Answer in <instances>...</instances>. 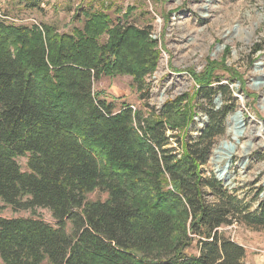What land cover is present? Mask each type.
Here are the masks:
<instances>
[{
    "label": "trees",
    "instance_id": "obj_1",
    "mask_svg": "<svg viewBox=\"0 0 264 264\" xmlns=\"http://www.w3.org/2000/svg\"><path fill=\"white\" fill-rule=\"evenodd\" d=\"M89 8L85 29L70 34L0 15V201L32 214L0 216V264H244L224 228L264 230V182L240 197L204 171L237 107L231 80L208 71L192 95L159 109H116L94 84L126 75L147 101L156 42L151 26ZM96 190L106 199L89 201Z\"/></svg>",
    "mask_w": 264,
    "mask_h": 264
},
{
    "label": "rangeland",
    "instance_id": "obj_2",
    "mask_svg": "<svg viewBox=\"0 0 264 264\" xmlns=\"http://www.w3.org/2000/svg\"><path fill=\"white\" fill-rule=\"evenodd\" d=\"M109 17L112 22L122 19L138 28L151 26V39L158 53L154 73L147 78L148 98L140 100L132 78L126 75L103 76L93 86L106 102L119 109L130 105L133 110L147 112L144 107L159 109L168 99L183 94L192 95L196 88L194 76L208 71L231 80L230 88L236 99V110L226 118L223 136L216 140L204 171L214 173L216 166L226 164L223 142L232 143L231 163L225 170L229 188H239L244 197L250 184L264 182V0H42L39 9H25L18 0H0V15L14 25L53 26L59 33L84 30L88 12ZM81 13V14H80ZM102 40L108 38L102 34ZM214 102L217 108L220 104ZM196 124L192 135L202 127L205 116L202 107L196 109ZM241 113L243 126L235 142L232 118ZM232 128V129H233ZM191 130V129H190ZM175 146V145H174ZM221 150V149H220ZM216 154L219 156L215 159ZM223 155V158L220 157ZM19 163L24 168L25 160ZM106 194L96 190L87 195L89 201L105 200ZM246 197V195H245ZM247 198V197H246ZM0 216L27 218L29 211L14 212L0 201ZM35 216L54 224L45 209H36ZM228 235L242 244L246 251L244 264H264V230L252 231L241 226L224 228ZM194 253V250H190ZM46 264V263H43Z\"/></svg>",
    "mask_w": 264,
    "mask_h": 264
},
{
    "label": "water",
    "instance_id": "obj_3",
    "mask_svg": "<svg viewBox=\"0 0 264 264\" xmlns=\"http://www.w3.org/2000/svg\"><path fill=\"white\" fill-rule=\"evenodd\" d=\"M217 101H218L217 104L219 105L220 101L219 100H217ZM234 115L241 116V113L236 112ZM235 125H236L235 126V134L237 136H240L241 131L239 130V127L243 126V121L241 119H239L238 122L235 123ZM233 140H235V142H238L237 139H233ZM218 149L219 150L222 149V151H224V155H225L224 158L226 160V164L222 167V169H220L216 166V170H215L214 174H215L216 178L220 181H223V184L226 186L228 178L223 177V174L225 173V170L228 168V165L231 163V154L234 151V145L232 143L223 142ZM218 158H219V156L216 154L215 159H218ZM218 170H220V171H218Z\"/></svg>",
    "mask_w": 264,
    "mask_h": 264
},
{
    "label": "bare ground",
    "instance_id": "obj_4",
    "mask_svg": "<svg viewBox=\"0 0 264 264\" xmlns=\"http://www.w3.org/2000/svg\"><path fill=\"white\" fill-rule=\"evenodd\" d=\"M234 116H237V117H239V118H234V119L232 118V119H231V120H232V123H234V121H236V123H237L239 119L242 120V115H241V116H239V115H234ZM235 126H236V125H235ZM232 128H233V127H231V131L234 132V129H235V128H233V129H232ZM234 134H235V133H234ZM235 136H236L235 139H237V138L239 137V136H237L236 134H235ZM219 151H222V149L219 150ZM222 153H223V151H222ZM221 158H223V155L220 157V159H221ZM221 169H222V168H221ZM218 171H220V170H218ZM226 171H227V170H226ZM224 174H225V173H224ZM224 174H223V177H224Z\"/></svg>",
    "mask_w": 264,
    "mask_h": 264
}]
</instances>
